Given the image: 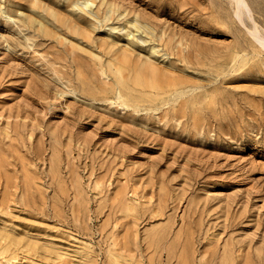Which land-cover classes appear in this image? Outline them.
I'll list each match as a JSON object with an SVG mask.
<instances>
[{"label": "rangeland", "instance_id": "1", "mask_svg": "<svg viewBox=\"0 0 264 264\" xmlns=\"http://www.w3.org/2000/svg\"><path fill=\"white\" fill-rule=\"evenodd\" d=\"M245 1L0 0V264H264Z\"/></svg>", "mask_w": 264, "mask_h": 264}, {"label": "bare ground", "instance_id": "2", "mask_svg": "<svg viewBox=\"0 0 264 264\" xmlns=\"http://www.w3.org/2000/svg\"><path fill=\"white\" fill-rule=\"evenodd\" d=\"M240 2H244V3H246V1L245 0H239ZM243 5V4H242ZM243 6H245V4L243 5ZM255 22V21H254ZM256 24H257V22H255ZM257 26V25H256ZM257 28H258V26H257Z\"/></svg>", "mask_w": 264, "mask_h": 264}]
</instances>
